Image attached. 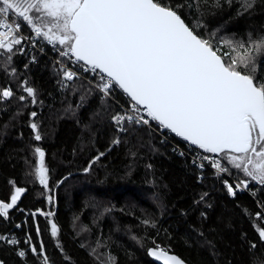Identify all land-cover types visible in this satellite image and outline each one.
<instances>
[{
  "label": "snow or ice",
  "instance_id": "6c2138e0",
  "mask_svg": "<svg viewBox=\"0 0 264 264\" xmlns=\"http://www.w3.org/2000/svg\"><path fill=\"white\" fill-rule=\"evenodd\" d=\"M258 3L264 6V0H0V59L5 74L18 78V91L0 87V104L16 100L18 107L36 105L39 90L27 73L40 63L36 52L44 55L50 47L58 54L52 71L63 96V113L76 117L90 99H96L99 105L84 123L82 136L98 135L100 129L108 134L105 150L87 161L83 173L90 174L93 165L121 143L132 158L130 173L147 133L150 138L158 135L161 143L179 138L183 150L174 146L173 151L191 156L188 168L198 184L204 183L210 168L213 186L221 183L233 200L255 186L264 192V24L237 36L226 35L223 25L210 30L208 23V17L233 11L238 18L252 17ZM29 52L21 75L14 57ZM77 96L73 106L68 98ZM27 116L31 138L38 143L25 145L24 176L51 193L46 152L39 144L44 139L42 122L34 109ZM77 123H81L78 117ZM145 167L153 171L152 164ZM71 176L69 172L58 180L57 187ZM8 184V192L0 197V245L14 252L13 264H28L29 253L33 264H68L71 257L59 243L53 211L21 208L27 187L13 179ZM208 197L209 191H202L193 204L197 209L201 204L211 208ZM45 199L53 203L51 195ZM257 208L254 215L242 209L254 228L251 237L241 233L248 245L244 264H264V200ZM110 210L105 207L100 215ZM17 213L23 216L20 222ZM39 217L45 218L56 244L51 252L43 242ZM200 217L206 218L203 210ZM78 220L74 217L73 225ZM140 223L156 227L149 218ZM87 231L81 227L77 236ZM198 235L205 234L201 230ZM131 239L143 247L142 239L135 235ZM109 240L97 237L95 246L80 243V247L88 249L94 264H118ZM204 242L216 252L213 241L205 237ZM153 244L147 248L148 257L162 264H186L155 240ZM0 264L8 262L0 259Z\"/></svg>",
  "mask_w": 264,
  "mask_h": 264
},
{
  "label": "trees",
  "instance_id": "16d2710c",
  "mask_svg": "<svg viewBox=\"0 0 264 264\" xmlns=\"http://www.w3.org/2000/svg\"><path fill=\"white\" fill-rule=\"evenodd\" d=\"M208 23L210 30L223 25L228 30L226 35L236 33L240 36L249 27L259 28L264 24V6L258 3L252 17L238 18L233 11L208 17ZM30 55L17 54L14 57V66L21 75L25 73L24 63ZM36 55L40 63L32 65V71L27 73L30 84L39 90L36 105L29 103L27 107H18L16 100L0 104V197L8 192V180L13 179L28 189L22 195L21 208L53 211L60 227L59 243L71 257L68 264H94L87 255L88 249L81 248L80 243L95 246L97 237L101 240L110 238L111 252L118 257V264H153L146 255L148 247H155L153 240L167 253L178 256L187 264H229V261L231 264H244L248 245L242 242L241 233L243 230L251 237L254 228L253 220L243 215L242 209L247 208L253 215L259 210L257 204L264 200V192L259 190V186L238 193L237 199L233 200L226 191H222L221 183L213 186L209 170L204 183L198 184L193 171L188 168L190 160L174 152L168 143H161L157 135L150 138L147 133L130 173L128 166L132 158L127 155L123 143L101 157L90 174L83 173L82 168L87 166V161L104 151L109 142L104 129H100L98 135L82 136L81 133L99 101L90 99L85 107L78 110L76 117L64 114L65 105L52 71L53 63L44 56ZM3 68V60L0 59V87L7 86L18 91V78L8 77ZM68 99L75 106L79 97ZM33 109L42 122L44 139L39 144L46 152L49 183L53 188L51 193H44L38 183H30L24 176L25 145L38 143L31 138L28 127L27 113ZM17 111L20 115H16ZM77 117L81 121L79 124ZM5 124H8L6 129ZM171 140L183 146L178 140ZM153 147L157 150L152 151ZM28 158L34 159L31 156ZM149 163L153 165V171L145 167ZM69 172L72 173L69 180L57 187V181ZM202 191H209L211 208L201 204L197 209L193 204ZM45 194L54 196V205L50 208L46 206ZM97 203L99 208L94 206ZM105 207L111 210L101 216ZM200 210L206 213V218L200 217ZM182 212L185 214L182 215ZM76 216L79 220L73 225ZM17 217V222L23 219L19 213ZM142 218L152 219L156 227L148 228L141 224ZM39 220L43 242L51 252L56 244L45 218L39 217ZM81 227L89 231L77 236ZM201 230L204 237L198 235ZM31 234L35 237L34 229ZM133 235L143 240V247L131 239ZM205 237L214 242L215 253L204 242ZM0 259L13 264L17 258L8 246L0 245ZM28 264H33L30 253Z\"/></svg>",
  "mask_w": 264,
  "mask_h": 264
},
{
  "label": "built area",
  "instance_id": "2783aa9c",
  "mask_svg": "<svg viewBox=\"0 0 264 264\" xmlns=\"http://www.w3.org/2000/svg\"><path fill=\"white\" fill-rule=\"evenodd\" d=\"M30 54H31V52H29ZM28 53V54H29ZM36 54H38V55H41L38 51L36 52ZM52 55H55L56 57H53ZM41 56H44V57H46L47 59H49L50 61H54L55 59H57V56H58V54L57 53H55L54 51H52L51 50V48L49 47L48 48V50H47V52L44 54V55H41ZM158 136V135H157ZM159 137V136H158ZM160 138V137H159ZM173 138V136L172 137H170V139L167 141V142H165V143H168L169 145H170V148L173 150V147L175 146L177 149H178V151H182L183 150V147L182 146H180V145H178L177 143H174L171 139ZM161 139V138H160ZM177 154H178V152H176ZM179 155V154H178ZM189 160H190V162H191V156L189 155L188 157H187ZM207 170H209V171H212L210 168L209 169H207ZM243 192H246V191H243Z\"/></svg>",
  "mask_w": 264,
  "mask_h": 264
},
{
  "label": "rangeland",
  "instance_id": "374dc122",
  "mask_svg": "<svg viewBox=\"0 0 264 264\" xmlns=\"http://www.w3.org/2000/svg\"><path fill=\"white\" fill-rule=\"evenodd\" d=\"M173 138L179 141L178 138H176V137H174V136H173ZM179 142L183 144V142H181V141H179ZM178 145H179V144H178ZM180 146H181V145H180ZM182 147H183V146H182ZM46 195H48V194H45V196H46ZM51 196L53 197V203L49 204L48 201L45 199V200H46V206L49 207V208L52 207V206L54 205V196H53V194H52Z\"/></svg>",
  "mask_w": 264,
  "mask_h": 264
},
{
  "label": "water",
  "instance_id": "95a60500",
  "mask_svg": "<svg viewBox=\"0 0 264 264\" xmlns=\"http://www.w3.org/2000/svg\"><path fill=\"white\" fill-rule=\"evenodd\" d=\"M179 139V138H178ZM169 255H173V254H170V253H168ZM146 255H147V252H146ZM178 257V256H177ZM147 258L153 263V264H162V261H157V260H155L154 258H152V257H148L147 256ZM179 258V257H178ZM187 264V263H186Z\"/></svg>",
  "mask_w": 264,
  "mask_h": 264
},
{
  "label": "bare ground",
  "instance_id": "6f19581e",
  "mask_svg": "<svg viewBox=\"0 0 264 264\" xmlns=\"http://www.w3.org/2000/svg\"><path fill=\"white\" fill-rule=\"evenodd\" d=\"M53 57H56L55 55H52ZM57 58H58V56H57Z\"/></svg>",
  "mask_w": 264,
  "mask_h": 264
}]
</instances>
